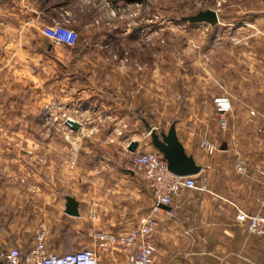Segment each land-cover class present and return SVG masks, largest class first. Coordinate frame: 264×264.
<instances>
[{
	"label": "crops",
	"instance_id": "obj_1",
	"mask_svg": "<svg viewBox=\"0 0 264 264\" xmlns=\"http://www.w3.org/2000/svg\"><path fill=\"white\" fill-rule=\"evenodd\" d=\"M47 1L0 0V117H29L30 111L16 108L17 99L12 101V93L16 97V89L23 86L44 87L50 64L60 62L50 60L54 41L44 33V27L53 21ZM58 46L79 52L76 62L87 52ZM237 53L233 49L232 60L229 56L219 59L223 67L227 66V74L220 78L222 85H226V79L232 80L233 111L221 114L191 105L173 122L186 152L201 166L195 176L205 180V188L183 190L171 205L160 207L154 264L264 262V237L250 234L234 221L239 212L264 213V160L258 162V170L243 161L248 167L245 176L238 172L237 162L223 168L234 155L237 135L264 130V60L258 61L255 51L247 60L237 57ZM43 97L41 106L48 101ZM205 99V95L190 96L191 102L203 103ZM115 100L95 95L82 102L87 106L85 111L99 110L97 104L103 102L116 115H123L125 111L113 103ZM242 120L248 125L244 126ZM76 121L82 127L69 132L74 136L88 134L85 123ZM142 121L146 126L154 125L149 119ZM114 130L106 128L92 143L77 147L72 144V166L67 163L68 149L61 141L42 143L40 153L32 142H0V249L15 246L28 250L35 243L36 232L47 229L52 251L93 248L99 253L100 264H125L126 255L121 249L98 247L92 233H121L137 227L145 219L146 193L151 196V191L132 170V156L126 150L133 141L140 142L138 129L131 128L123 137H114ZM109 133L112 139L107 137ZM204 139L216 147L213 153L201 147ZM68 197L78 201L79 216L66 213ZM151 201L147 210L154 206ZM233 247H238V254Z\"/></svg>",
	"mask_w": 264,
	"mask_h": 264
},
{
	"label": "rangeland",
	"instance_id": "obj_2",
	"mask_svg": "<svg viewBox=\"0 0 264 264\" xmlns=\"http://www.w3.org/2000/svg\"><path fill=\"white\" fill-rule=\"evenodd\" d=\"M47 2L53 21L44 27V33L47 35L56 22L67 25L78 32L77 42L69 49H87L84 50L87 52L76 62L79 52L58 46L48 36L54 41L50 44L54 47L50 60L60 62L50 64L49 80L44 87L23 86L16 89V97L12 93V101L17 99L16 108L31 114L0 117V142H32L40 153L42 143L61 141L68 149L70 166L73 165L72 144L77 147L92 143L106 128L121 132H114V137H123L131 128L138 129L141 150H149L154 147L142 118L149 119L154 124L151 127L158 132L166 131L191 105L214 110V100L219 96L230 98L232 112V80L226 79L227 66L223 67L219 59L229 56L232 60V51L237 49V57L241 59L247 60L252 57L250 52L255 51L257 60H264V0ZM206 9L218 12V24L181 21L183 16ZM223 73L226 85L220 79ZM192 94L205 95L207 99L203 103L191 102ZM95 95L115 98L113 103L125 112L116 115L103 102L97 104L99 110L85 111L87 106L82 101ZM43 96L48 101L41 106ZM68 117L84 122L88 134H71L65 124ZM16 129L18 133H14ZM107 137L112 139L110 133ZM236 137L234 155L226 160L223 168L233 167L240 159L258 170V162L264 160V130ZM196 179L198 189L194 190H204L201 177ZM151 199L152 195L146 193L145 217L151 213L152 208L147 210ZM241 216L238 213L234 221L247 229L246 220ZM81 248L85 247H66L70 251ZM233 250L239 253L238 247Z\"/></svg>",
	"mask_w": 264,
	"mask_h": 264
},
{
	"label": "built area",
	"instance_id": "obj_3",
	"mask_svg": "<svg viewBox=\"0 0 264 264\" xmlns=\"http://www.w3.org/2000/svg\"><path fill=\"white\" fill-rule=\"evenodd\" d=\"M47 36L56 43L66 46H73L78 40L76 30L57 22L48 29ZM214 103L218 113L225 114L232 110V102L227 96L216 97ZM69 119H75L68 117L65 121L67 128L72 129L68 124ZM114 132L121 134L117 130ZM130 145L128 144L126 150L132 156V170L143 178L151 191L154 203L152 211L137 227L121 233L98 230L92 233V239L101 248L107 249L114 245L121 249L126 255L125 264H154V256L158 252L154 240L158 231L157 213L161 205H171L174 198L183 190L198 189V182L195 175L179 176L172 173L164 156L158 150L138 148L133 151ZM201 147L209 153L216 150V147L205 139L201 141ZM236 168L242 176L248 174V167L240 159L236 163ZM203 185L205 188V180ZM239 214L246 220L247 231L250 234L264 237V213L249 216L244 212ZM48 235L47 229L38 230L34 245L28 250L15 246L0 249V264H100L99 253L93 248H81L67 253L52 251L49 247Z\"/></svg>",
	"mask_w": 264,
	"mask_h": 264
},
{
	"label": "water",
	"instance_id": "obj_4",
	"mask_svg": "<svg viewBox=\"0 0 264 264\" xmlns=\"http://www.w3.org/2000/svg\"><path fill=\"white\" fill-rule=\"evenodd\" d=\"M181 21L195 23H207L212 26L216 25L220 21L219 14L216 10L206 9L198 12L195 15L183 16ZM68 124H70L73 130H79L82 124L76 120L69 119ZM149 129V135L151 137V144L158 150L165 158L167 162L168 169L179 176H190L197 175L201 171V166L197 164L193 155L188 154L184 148V145L180 141L176 124L172 123L167 132H158L155 128H152L149 124L147 125ZM140 146L139 141H133L130 145V149L135 151ZM222 149H226L223 145ZM79 203L73 197L67 198L66 213L70 216H79ZM166 206V205H161Z\"/></svg>",
	"mask_w": 264,
	"mask_h": 264
},
{
	"label": "trees",
	"instance_id": "obj_5",
	"mask_svg": "<svg viewBox=\"0 0 264 264\" xmlns=\"http://www.w3.org/2000/svg\"><path fill=\"white\" fill-rule=\"evenodd\" d=\"M127 2H135V0H126Z\"/></svg>",
	"mask_w": 264,
	"mask_h": 264
}]
</instances>
